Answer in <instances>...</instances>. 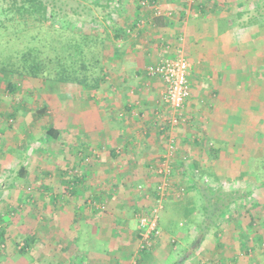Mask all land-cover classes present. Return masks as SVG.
Masks as SVG:
<instances>
[{
    "label": "crops",
    "instance_id": "0c3cea01",
    "mask_svg": "<svg viewBox=\"0 0 264 264\" xmlns=\"http://www.w3.org/2000/svg\"><path fill=\"white\" fill-rule=\"evenodd\" d=\"M228 1L147 0L143 7L140 0H105L102 4L107 11L106 20L101 18L107 23L103 33L107 32L108 37L102 54L104 58L106 48L102 81L95 89L85 88V108L75 115L69 112L66 131L76 147H84L87 154L95 151L98 157L86 164L74 159H69V164L63 162L79 170V179H72L69 195H63L66 187L61 186L68 182L62 178L64 172L58 171L59 187L53 189V201L43 203V209L55 225L54 238L57 231L70 237L66 245L60 246L59 241L50 244L38 236L36 264H126L139 228L134 212L146 209L144 190L157 183L154 168L167 152L169 138L175 145L174 187L183 185L181 181L190 184L185 186L186 194L194 193L199 200V204L192 198L181 203V216L176 215L173 221L186 226L198 241L203 238L195 230V223L201 221L202 201L196 189L202 185L195 171L203 175L213 169L215 181L226 171V178L232 179L234 171L244 184L253 179L257 182L256 172L250 169L252 161L264 158V144L259 149L253 144L264 113L253 110L255 103L263 102L256 87L260 83L253 82L254 37L247 21L238 17L241 12L235 10L236 5L230 4L229 8ZM112 6L117 8L112 11L117 19L115 27H110ZM155 6L163 10L159 16L152 15ZM177 54L190 65V97L184 108L187 122L161 131L162 119L168 113L166 88L159 79L146 77L145 70ZM55 131L60 139L64 129ZM72 150L74 147L69 148V152ZM92 189L103 205L99 211L88 208ZM261 190L264 192V188ZM252 192L245 189L238 201H249L252 195L258 199ZM190 204L195 210L186 219L183 215ZM254 206L244 211L251 215L248 222L240 217L242 206H236L238 213L229 226L232 242L243 240L248 244L256 239L247 229L255 225L253 211L258 212L256 217L262 222L264 212ZM39 231L46 233L44 229ZM173 234L170 231L167 236ZM60 248L69 249L68 258L63 257ZM193 255L194 251L188 250L186 257L175 263L184 264Z\"/></svg>",
    "mask_w": 264,
    "mask_h": 264
},
{
    "label": "rangeland",
    "instance_id": "374dc122",
    "mask_svg": "<svg viewBox=\"0 0 264 264\" xmlns=\"http://www.w3.org/2000/svg\"><path fill=\"white\" fill-rule=\"evenodd\" d=\"M58 1L57 4L61 5L62 8L67 4L74 7L76 3H79L86 15L85 17L90 16V18L94 17L96 19L92 22L75 21L67 33L72 30L74 33H83L85 35L101 34L107 27V23L101 20V18H105L106 20L107 15L105 14L107 11L96 7V5L104 7L102 4H104L105 0ZM140 1L142 7L146 5L147 0ZM143 1L144 3H142ZM4 4L7 5V1ZM227 4L229 8H231L230 4L236 5L235 10H239L242 13V16H240L241 21H247L249 15L253 14L251 12L253 7L261 5L259 9L262 14L261 19H258L259 21L255 19V21H258L257 23L254 22L255 24L247 22V27L251 28L252 33H256L262 37L258 49L264 54V0H229ZM154 8H157V10H151L163 13L162 8L159 6H155ZM110 10V27H115L117 19L114 12L117 11V8L112 6ZM249 10L250 14L245 16ZM26 19L21 20L19 16H16L14 18L15 22L11 23L6 21L4 16L0 15V22L3 25L0 28V44L6 41L12 44L11 49L7 50L4 47L7 52L14 49L20 50L29 45L31 35L39 32L38 24L34 23L31 19L29 21H26ZM24 20L28 22V26L23 25L22 22ZM55 20H61L63 23L67 22V19L61 14L55 17ZM250 21L253 22L252 20ZM62 22L59 24L55 23L53 29H48V26L43 23L40 25L39 36L44 39L45 35L49 34L52 36V39L61 38V34L65 31L61 29ZM236 25L239 27L240 22ZM257 27L260 29V32H258ZM25 32L27 33L26 38L24 37ZM237 32H239V29H237ZM100 43L101 41L97 44V50L95 51L101 50L100 60L104 65L103 60L105 61L108 58L106 55L107 45L103 58V47ZM56 47L58 48L59 46ZM96 76H98V70L92 72L89 69L86 78L88 82H92ZM7 81L11 82L12 86L15 87L13 92L8 90ZM256 87L262 93L263 102L262 104L260 102L258 104L255 103L253 110L259 109L264 113V83H260ZM85 92L86 89L76 85H65L50 80L42 81L25 77L9 78L8 75L0 73V232L4 231L2 237L4 243L0 245V264H36L35 257L37 256V249L39 247L36 238L38 236L50 244L54 240L55 242L59 241L60 246L63 243H67L70 237L68 233L59 234L60 231H57V236L54 238L55 229L53 226L55 225H53L47 211L43 209V203L53 201L52 191L53 189L57 191L56 188L59 187L60 183L58 182L60 177L57 174L58 171L62 170L64 172L63 177H61L68 182L65 186H61L66 187L63 195H69L72 179L79 178V170L75 169V167L71 168L63 164V162L69 164V159H74L76 162L86 164L98 157L97 153L95 157L91 156L92 153L88 152L87 154L84 147H76L77 143L73 142L71 140L73 138H69L68 132H66L68 129L69 112L75 115L78 110L83 112L85 108ZM41 109H44V113L39 114L41 113L39 112ZM259 124L261 127L255 132L253 140L254 147L257 149H259V145L264 144V122ZM48 128L58 131L64 129L61 138L54 139L47 136L46 130ZM70 147H74V150L71 152H69ZM261 148L264 150L263 146ZM262 154L264 156V152ZM257 161H252L250 169L253 174L256 172V178H254L257 182L252 178V182H248L247 184L241 182L237 174L233 173L234 171L231 172L232 179L226 178L229 172L226 171L218 181H215L214 177L212 178L211 172L213 169H207V172L203 175L195 171L196 177L201 181L202 186L208 185L210 188L221 189L227 192L235 191V197H240L239 194H242V191L247 188L252 189V193L256 194V197L258 195V199L252 195L249 201H237V205H234L235 208L232 206L231 210L217 224L220 229L213 227V232H217L216 235H213V232H207L204 234L206 237L203 241H198V239L194 238V233L187 229L186 226L182 227L181 224L177 223L178 221H173V219L176 220V215L181 216V203L192 198L199 204V200L195 199L196 195L194 193L188 192V195L186 194V187L190 184L181 181L183 185L175 188L176 183L172 179V184L174 183L173 188L172 186L169 188L166 198L162 201V209L158 212L160 238L146 251V255L141 254L139 243L135 238L136 241L133 243L134 248L131 252V257L127 260L126 264H174L178 258L186 257V251L188 250L190 252L194 251V255L191 259L185 261L184 264H264V227H262L264 222L262 220L258 221L262 219L256 217V213L258 212L253 211L255 225L247 229V231L249 230V234L254 233V238L256 237L254 241H250L247 244L245 241L241 240L242 242H240L239 240L234 243L232 242L233 237L230 235L231 231H229V226L234 221L235 214L238 213L236 206H242L239 209L242 213L240 217L244 222H248L250 220L249 217H251L250 214L245 215L244 211H246V208L255 205L254 207H258V211L264 212V207L260 209V206L264 205V202L261 201V197L264 195L263 190H261L264 188V182H260V180H264V158L257 159ZM20 167H24L27 172V175L23 178L17 175ZM226 168V170L229 169L228 167ZM238 169V171H241L242 168L239 167ZM222 170L225 171V168ZM154 177L157 179L155 187L151 186L149 190H144L143 197L146 202V209L141 207L142 211L138 210L134 212L138 224L139 218L148 214L147 211L149 212L150 209L156 206L154 193L159 178ZM91 193V197L88 199V208L94 211L101 210L103 205L98 201V193L93 192V189ZM196 219H198V215L194 216V220ZM200 219L202 220L203 218L200 216ZM172 222L175 225H172ZM39 229H44L45 235ZM170 231L174 234L167 236ZM30 238H33L34 241L30 244L29 248L24 250L23 242ZM68 248L71 249V246ZM68 248L59 249L64 258H68L66 254V251L69 250ZM214 254L217 255L216 258L218 260L213 258Z\"/></svg>",
    "mask_w": 264,
    "mask_h": 264
},
{
    "label": "trees",
    "instance_id": "16d2710c",
    "mask_svg": "<svg viewBox=\"0 0 264 264\" xmlns=\"http://www.w3.org/2000/svg\"><path fill=\"white\" fill-rule=\"evenodd\" d=\"M5 1H7V5L4 4ZM57 1L58 0H0V15L4 16L6 21L13 23L15 22L14 18L19 16L21 20L27 18L26 21H29V19H31L39 26V32L31 35V42L29 45L20 50L14 49L7 52L8 49H11V42L6 41L5 43L2 42V44H0V73L8 75L9 78L25 77L42 81L50 80L65 85H76L84 89H95L100 84L103 77V64L100 60L101 50L98 52L95 50H97L96 46L101 41L100 44H102L103 47V54L104 47L108 42L107 32L85 35L83 33H74L71 30L67 33L75 21L83 20V22H92L96 19L94 17L90 18V16L85 17L86 15L79 3H76L74 7L67 4L64 8H62L61 5L59 6V4H57ZM96 7L102 8L103 11L106 10L105 7H102L101 5H96ZM260 7L261 5L253 7V10L251 11L253 12L252 15H249L250 10L248 12L246 11L247 15H249V19L247 20L249 24H255L254 22L257 23L261 19L260 17L262 14L259 10ZM60 14L67 19L66 23H63L61 20H55V17ZM241 14H238V17L242 16ZM255 19L259 20L255 21ZM26 21L24 20L22 22L24 26H28V22ZM61 22L63 23L61 29H64L65 31H63L66 33L65 35L64 33L61 34V38L52 39V36L49 34L47 36L45 35L44 39L39 36L40 25L43 23L48 26V29H53L55 23L59 24ZM2 26L3 25L0 22V28ZM257 30L260 32L258 27ZM253 36L255 38L252 42L254 50L253 82L264 83V54L260 49H258L262 38L256 33H253ZM24 37H27L26 32ZM56 46L59 47L57 48ZM4 47L7 50H5ZM89 69H91L92 72H94V70H98V76H96L92 82H88L86 78ZM9 81H7V88L10 92H13L15 87H13ZM39 112H41L39 114L44 113V109H41ZM57 134V131L53 128H48L46 130V135L49 137L57 139ZM17 175L22 178L25 177L27 175L26 169L24 167H20ZM78 179L79 178H75V180ZM203 186L196 189L202 198L200 209L201 217L203 219L195 223V230L204 239L206 237L204 234L207 232L211 233L213 232V227H218L217 224L220 223L223 216L231 209V206L239 200V197H235V192L222 191L221 189L213 190L208 185ZM189 206V209H185L183 215L186 219H190L189 216L195 210L194 207L191 208V204ZM191 222L192 221L189 220V223ZM157 229L159 230L160 227L158 226ZM140 232L141 229L138 228L136 235L138 243L140 239ZM213 233V235H216L217 232ZM3 235L4 231H1L0 245L4 243L2 238ZM159 238L160 236H153L151 238L152 243H155ZM33 241V238L24 240V250L29 248ZM142 253L145 254L146 250L141 251V254ZM175 264L180 263L176 262Z\"/></svg>",
    "mask_w": 264,
    "mask_h": 264
},
{
    "label": "built area",
    "instance_id": "2783aa9c",
    "mask_svg": "<svg viewBox=\"0 0 264 264\" xmlns=\"http://www.w3.org/2000/svg\"><path fill=\"white\" fill-rule=\"evenodd\" d=\"M154 9L157 10V8ZM154 15L159 16L160 13L154 11ZM189 71L190 65L181 54H177L173 59H164L157 64L149 65L145 70L146 77L159 79L166 88L164 103L168 106V113L167 117L162 119L161 131H170L187 122L184 108L186 101L190 97ZM173 141L172 138L168 139V150L154 168V173L159 178L155 189L156 206L150 209L148 214L139 218V229H141L139 247L141 251H148L153 244L151 238L160 236V231L157 229L159 222L158 212L162 209V201L166 198V193L172 186L173 160L175 157ZM95 154L96 152L94 151L91 156L95 157Z\"/></svg>",
    "mask_w": 264,
    "mask_h": 264
}]
</instances>
